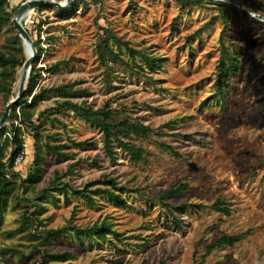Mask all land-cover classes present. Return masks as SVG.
<instances>
[{
  "label": "rangeland",
  "instance_id": "374dc122",
  "mask_svg": "<svg viewBox=\"0 0 264 264\" xmlns=\"http://www.w3.org/2000/svg\"><path fill=\"white\" fill-rule=\"evenodd\" d=\"M23 1L9 0L8 10L15 13ZM232 1L264 14V0ZM56 10L38 8L25 24L43 47L36 63L41 68L38 86L81 81L77 87L89 93L74 96L73 101L94 108L109 106L115 119L144 123L158 134L126 139L147 150L142 161H134L118 142L110 158L98 126L71 110L45 116L41 123L44 141L63 145L62 151L71 158L59 159L45 149L43 179L21 192L19 200H10L0 232V264H264V22L227 8L228 42L238 43L243 65L222 100L213 83L224 22L218 18L192 36L218 13L216 4L83 0L68 14ZM102 27H110L143 54L133 58L125 47L113 46L136 72L121 64L107 68L99 62L95 45ZM9 34L6 27L0 30V48ZM144 55L156 65L151 67ZM60 60L69 63L54 66ZM62 100L53 96L43 101L34 110L35 123H39L40 112ZM6 101L0 92V112ZM25 137L28 155L16 168L23 178L33 170L35 158L33 131L25 132ZM10 152L8 147L7 156ZM57 175L59 182L75 188L104 177L115 178L119 186L126 187L121 191L124 205L107 196H96L90 204L71 189L66 199L63 190L52 183ZM181 182L189 189L166 198V203L210 206L222 196L230 214L209 206L175 211L182 221L179 226L159 194ZM25 206H31L37 217L26 224L21 219ZM104 219L119 237L107 234L106 239H99L82 234L83 241L78 239L74 227L85 229ZM65 226L71 230L33 251L45 231ZM248 230L234 246L214 249L203 259L208 245L223 234ZM64 253L73 257L52 256Z\"/></svg>",
  "mask_w": 264,
  "mask_h": 264
},
{
  "label": "trees",
  "instance_id": "16d2710c",
  "mask_svg": "<svg viewBox=\"0 0 264 264\" xmlns=\"http://www.w3.org/2000/svg\"><path fill=\"white\" fill-rule=\"evenodd\" d=\"M180 1H182L186 6L202 3L213 4L204 1ZM82 2L83 0H73V3L70 7L65 10H56V13L60 15L68 14L75 10L76 7ZM9 4V0H0V30L3 27H6V30L10 32L9 36L6 38V41L0 48V92L7 99L6 105L11 100V98L16 95L14 89L18 81V73L27 58L25 46L23 45L20 35L18 34L12 22L14 10H8ZM216 6L218 7V13L212 15L210 20L197 29L192 36L195 38L202 32V30L212 26L218 18L223 20L224 28L220 31L219 35L220 55L217 61L213 85L215 87V93L218 94L222 100H224L226 98L228 85L233 83L235 76L240 75L242 72L243 61L242 52L238 48V43L228 42V7L217 4ZM39 28L41 29L40 24ZM29 33L33 38L32 32L29 31ZM51 38L52 37H49V39ZM37 40L38 43L36 40H33V42L37 48L38 56H40L43 51V47L40 45V40ZM114 45L119 50L125 47L130 56L133 58H135L138 54L143 55L140 51L134 49L129 41L123 40L121 37L116 35L113 29L110 27H102V34L95 45V51L99 62L105 65L107 68L110 67L109 64H121L136 72L130 63L121 55L119 50H116L113 47ZM145 59L151 67L156 65L152 57L145 56ZM37 62L38 58L33 63L23 97L12 109L8 124L0 130V232L2 230L10 200H19L21 192H27L30 187L37 185L43 179L44 164L46 161V156L43 153L44 150L46 149L59 159L71 158L70 155L62 151L63 145L52 144L49 141H44V130L41 128V123L45 116H51L53 114L71 110L76 116L98 126L101 129L104 135V147L110 158H114V143L118 142L120 146L126 150L130 154L131 158L136 162L142 161L148 152L145 148L137 146L126 139L130 138L132 135L137 137H148L151 133L156 132V130L151 126L141 122L131 121L129 118L121 120L115 119L114 111L109 106L94 108L91 105H84L82 103L73 101L72 97L79 95L82 96L89 93L88 89L84 87H77L81 81L62 83L52 86H38L39 79L41 77V68L36 66ZM68 63V60H60L57 61L54 66L60 67L61 65H67ZM105 77L106 80L109 81L111 77L110 72H107ZM53 96L62 98V102L55 107L45 109L44 111L40 112L37 116V121L39 123H35L34 118L36 113L34 110L43 101ZM3 113L4 110L0 112V118L2 117ZM17 120H19L20 125L15 124ZM30 130L33 131L35 137V158L33 161V170L28 173L25 178H23L21 173L16 170L17 167L14 163L16 157L24 148L22 135H24L25 132H29ZM161 146L164 149L175 152L173 147L170 145L161 143ZM8 147L11 148V152L7 156L6 149ZM58 179H60L59 175L56 176V180H54L52 183L63 190L66 199H69L68 192L69 189H71L74 195L82 197L90 204H94L96 202V196H107L110 198V200L124 205V198L121 194V191L125 190L126 187L119 186L115 178L104 177L103 179L91 181L85 184L83 188H75L65 181L59 182ZM96 184L101 185L93 188V186ZM188 189V184L181 182L173 185L169 190L159 194V197L164 202V205L172 214H174L175 222L179 226L182 225V221L176 217L174 213L175 211L183 213L189 209H202L209 206L203 203L192 202L182 205H173L164 201L166 198L180 195ZM32 206L37 209L38 203L34 202ZM209 207L225 214H230L231 211L229 205L226 203V199L222 196L217 197V199ZM36 218V214L31 211V206H25L21 215V219L24 221V224L27 222H32L33 220H36ZM74 228L75 234L81 241H83L82 234H86L88 237L94 235L99 239H106L107 234H113L116 237L120 236L118 231L112 230L110 228V225L106 219L100 223L96 222L91 227H87L85 229H81L79 227ZM70 230L71 229L69 226H65L63 228L49 229L45 231L46 235L42 237L41 241H39V243L34 246L33 251H39V246L41 244H47L50 239L57 237L60 234L67 233ZM248 233L249 230L234 235L228 233L223 234L214 243L208 245L205 253L203 254V259L206 258V256L214 249L222 248L224 246H234ZM32 235L35 239L38 238L37 235ZM52 256L55 258L64 259L67 257H73V254L64 253L55 254Z\"/></svg>",
  "mask_w": 264,
  "mask_h": 264
},
{
  "label": "water",
  "instance_id": "95a60500",
  "mask_svg": "<svg viewBox=\"0 0 264 264\" xmlns=\"http://www.w3.org/2000/svg\"><path fill=\"white\" fill-rule=\"evenodd\" d=\"M188 1H204V2H210L217 5H223L226 7H231L238 9L240 11L246 12L252 17L258 18L261 21L264 22V15L260 13L252 12L243 6L239 5L238 3L232 1V0H188ZM73 3V0H64V1H58V0H25L21 3V5L16 9L12 22L14 24L15 29L17 30L18 34L20 35L21 41L23 45L28 44L30 47V54L26 58L25 63L23 64V75L20 78V82L18 85V89L16 92V95L11 98V100L6 105V108L4 110V113L2 117L0 118V130L8 124V120L11 114L12 109L15 107V105L20 101V99L23 97L26 85H27V79L30 76L33 63L38 58V51L36 46L34 45L33 38L29 33V30L25 26L24 18L29 15L31 11H34L41 7H53L58 10H65L68 7L71 6Z\"/></svg>",
  "mask_w": 264,
  "mask_h": 264
},
{
  "label": "built area",
  "instance_id": "2783aa9c",
  "mask_svg": "<svg viewBox=\"0 0 264 264\" xmlns=\"http://www.w3.org/2000/svg\"><path fill=\"white\" fill-rule=\"evenodd\" d=\"M30 16H27L24 18V23L26 24L27 23V20H30ZM18 123V121H16ZM22 140H23V150L18 154V156L16 157L15 159V166L18 167L19 165H21L24 160L26 159L27 155H28V151H27V142H26V137H25V134L22 135Z\"/></svg>",
  "mask_w": 264,
  "mask_h": 264
},
{
  "label": "bare ground",
  "instance_id": "6f19581e",
  "mask_svg": "<svg viewBox=\"0 0 264 264\" xmlns=\"http://www.w3.org/2000/svg\"><path fill=\"white\" fill-rule=\"evenodd\" d=\"M32 12H34V11H31V12L29 13L28 16H30ZM24 46H25V52H26V55H27V57H28L29 54H30V47H29L28 44H25ZM22 75H23V68L20 70V73H19V81H18V85H19L20 78L22 77ZM28 78H29V77H28ZM27 80H28V79H27Z\"/></svg>",
  "mask_w": 264,
  "mask_h": 264
}]
</instances>
